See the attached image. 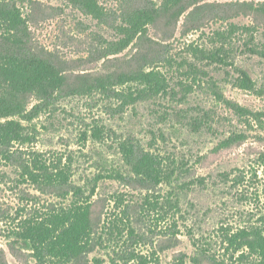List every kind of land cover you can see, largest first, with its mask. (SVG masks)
<instances>
[{"label": "rangeland", "instance_id": "obj_1", "mask_svg": "<svg viewBox=\"0 0 264 264\" xmlns=\"http://www.w3.org/2000/svg\"><path fill=\"white\" fill-rule=\"evenodd\" d=\"M10 1L28 22L31 51L64 77L49 101L24 97L27 112L38 106L30 122L21 121L35 141L10 151L62 158L72 177L62 188L22 182L18 165L0 152V264H40L20 238L25 221L77 201L89 204L92 234L89 252L72 264H264L258 249L245 246L253 230L264 236V117L246 122L216 96L264 113V93L233 86L241 69L264 90V15L225 12L239 2L264 7V0H201L178 19L165 13L116 55L104 50L122 37L118 27L133 8L147 2L162 12L167 0H97L105 22L68 0ZM231 25L235 34L218 39ZM251 25L253 35L238 28ZM220 45L227 52H187ZM215 53L220 58L210 59ZM151 70L165 79L158 95L123 83ZM9 120L20 119L0 123ZM95 127L100 140L91 137ZM236 135L244 138L219 147ZM124 140L159 155L170 179L155 186L135 178L120 153ZM115 174L125 179H100Z\"/></svg>", "mask_w": 264, "mask_h": 264}, {"label": "trees", "instance_id": "obj_2", "mask_svg": "<svg viewBox=\"0 0 264 264\" xmlns=\"http://www.w3.org/2000/svg\"><path fill=\"white\" fill-rule=\"evenodd\" d=\"M85 14L99 22L109 18L106 10L97 0H68ZM201 0H167L162 12H159L145 2L144 6H136L126 17L125 26H119L121 38L110 43L104 52L116 55L127 49L131 43L142 36L149 24L157 18L168 15L170 18H179L188 8ZM225 8V7H221ZM226 13L241 11L256 17L264 15L263 5H253L248 2L231 4ZM264 17V16H263ZM26 18L22 10L10 0H0V119L16 116L20 120H9L0 123V152L3 161L17 164L22 182L31 183L44 188L65 187L71 179L70 164L63 163L62 158L48 159L44 154L31 152L27 158L16 157L11 148L14 144H31L35 141L33 134L21 121L30 122L32 113L26 111L23 99L26 95L34 94L42 101H49L53 92L62 88L64 77L55 65L46 57L31 51L30 37ZM244 33L255 32V26L238 27ZM229 34L224 31L216 32L218 39H225L236 32V26H230ZM156 45V44H155ZM248 51H252L251 47ZM152 52L153 51L152 48ZM187 52H227L225 46L220 45L212 51L200 47H187ZM220 58L219 53L212 54L210 59ZM233 86L245 91L264 93L256 90L254 81L241 69H237ZM123 83H138L143 86L141 92L158 95L165 91V79L158 70L131 73L123 76ZM233 112L248 122V117L254 119L264 117V113H251L241 106L226 101L221 94L216 93ZM103 133L100 128L92 129L91 137L100 140ZM244 137L236 135L222 142L219 147L227 148ZM125 166L130 173L144 184L159 185L170 179L171 170L164 160L156 154L141 151L130 140L119 144ZM100 179L124 180L121 174L106 175ZM244 181L241 176L240 182ZM97 182V180L95 181ZM95 186L91 191L93 195ZM81 194V189L75 190V195ZM88 202H73L67 208L43 212L47 214L39 220L25 221L20 238L28 245L34 258L40 264H72L89 252L91 243V219ZM245 231L240 232L244 238ZM248 235V234H247ZM251 239L245 240V246L259 251L264 260V236L259 230H253Z\"/></svg>", "mask_w": 264, "mask_h": 264}]
</instances>
